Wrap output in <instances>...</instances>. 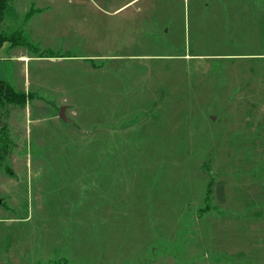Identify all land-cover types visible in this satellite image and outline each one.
I'll list each match as a JSON object with an SVG mask.
<instances>
[{
	"label": "rangeland",
	"instance_id": "obj_1",
	"mask_svg": "<svg viewBox=\"0 0 264 264\" xmlns=\"http://www.w3.org/2000/svg\"><path fill=\"white\" fill-rule=\"evenodd\" d=\"M215 1L0 0V264H264V6Z\"/></svg>",
	"mask_w": 264,
	"mask_h": 264
},
{
	"label": "trees",
	"instance_id": "obj_2",
	"mask_svg": "<svg viewBox=\"0 0 264 264\" xmlns=\"http://www.w3.org/2000/svg\"><path fill=\"white\" fill-rule=\"evenodd\" d=\"M2 6V5H1ZM3 11L0 7V22L2 20ZM13 43L5 35L0 34V48L4 43ZM32 96L29 93H24L15 89L9 82L0 80V112L7 106L11 107H23L27 102L32 100ZM9 143L7 138L6 127L1 126L0 123V161L6 154V149Z\"/></svg>",
	"mask_w": 264,
	"mask_h": 264
},
{
	"label": "crops",
	"instance_id": "obj_3",
	"mask_svg": "<svg viewBox=\"0 0 264 264\" xmlns=\"http://www.w3.org/2000/svg\"><path fill=\"white\" fill-rule=\"evenodd\" d=\"M215 2H218L220 4V6H258L257 4H254L255 0H216ZM260 6H264V0H261ZM2 48L4 49V51H3V55H0V57H1L0 62H5L8 60L13 61L14 63H16L20 66L19 68H21V65H25L24 64L25 60H23V58H26L25 54L18 52V50H17V52H14L15 51L14 48L10 47L9 45H4ZM2 48H0V49H2ZM6 50H8L10 52L12 51L11 57H10V55H7L9 57H5L6 56ZM5 59H8V60H5ZM17 70H16L15 74L13 71L12 75H14L15 79L19 78L22 82V86H24L25 85L24 84L25 78L23 79L21 76L22 70L20 71L19 74H17ZM22 79H23V81H22ZM28 103L29 102H27L23 107H19V108H22L23 110H27L28 109L27 108ZM10 120L11 119H10V115H9V110H6L5 112L3 110L2 112H0V123L2 126H4V125L7 126L8 130H9V126H10ZM7 123H9V125H7Z\"/></svg>",
	"mask_w": 264,
	"mask_h": 264
},
{
	"label": "water",
	"instance_id": "obj_4",
	"mask_svg": "<svg viewBox=\"0 0 264 264\" xmlns=\"http://www.w3.org/2000/svg\"><path fill=\"white\" fill-rule=\"evenodd\" d=\"M64 111H65V108H61L60 109V112H59V118L64 121V122H68L67 118L65 117L64 115Z\"/></svg>",
	"mask_w": 264,
	"mask_h": 264
}]
</instances>
